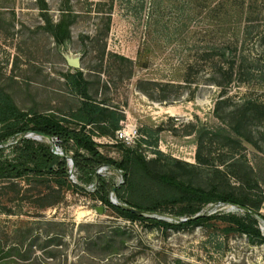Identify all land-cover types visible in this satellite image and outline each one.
I'll return each instance as SVG.
<instances>
[{
    "label": "rangeland",
    "instance_id": "374dc122",
    "mask_svg": "<svg viewBox=\"0 0 264 264\" xmlns=\"http://www.w3.org/2000/svg\"><path fill=\"white\" fill-rule=\"evenodd\" d=\"M45 2L54 22L62 10L73 17L71 37L63 45L44 30L36 0H0V87L19 108L68 116L80 98L70 92L64 75L80 70L93 97L124 116L112 137L93 136L103 155L119 161V146L134 148L154 170L205 189L219 184L242 196L249 189L239 170L247 163L263 184V153L248 144L227 152L217 139L211 142L208 130L222 124L216 109L223 92L233 100L264 101V88L256 83L234 82L221 89L209 81V60L220 46H230L236 55L264 58V0ZM67 57H78L80 69L69 67ZM201 128L205 149L198 160ZM47 143L59 149L54 140ZM222 155L225 165L218 162ZM203 158L209 163H201ZM99 174L116 185L122 182L118 170ZM79 184L81 189L61 190L62 200L55 206H48L55 193L39 185L19 182L23 193L13 200L0 187V209L11 212L0 213L2 264H264V242L226 234L220 221L179 229L129 221L92 196L94 183ZM39 192L48 197L40 199ZM176 210L144 216L169 223L184 220ZM245 212L233 204L210 203L199 215ZM260 214L264 216V202ZM258 228L264 236L263 219Z\"/></svg>",
    "mask_w": 264,
    "mask_h": 264
},
{
    "label": "trees",
    "instance_id": "16d2710c",
    "mask_svg": "<svg viewBox=\"0 0 264 264\" xmlns=\"http://www.w3.org/2000/svg\"><path fill=\"white\" fill-rule=\"evenodd\" d=\"M36 1L44 21V30L57 45H63L71 37L73 17L65 13L66 10H62L59 19L54 22L47 14L45 0ZM249 31L251 30L247 27L246 33L251 36ZM260 38L264 41V34ZM215 52L209 60L212 65L209 79L211 85L226 89L234 82L256 83L264 88V58L251 57L244 53L236 55L230 46H220ZM64 78L70 92L80 98V104L68 116L61 118L50 113L22 110L12 96L0 87V187L9 190L13 195L12 200L23 193L19 182L39 185L44 190L54 192V197L50 195L54 200L48 206H55L62 200L61 190H69L71 187L79 189V182L83 185L94 183L92 196L126 220H147L166 229L201 226L217 220L224 225L223 231L226 234H244L253 240L264 242V236L258 228L259 219L264 220V216L260 214L264 202V182L262 184L260 174L259 181L256 179L249 164L244 163L243 169L239 170V173L243 170L241 182L249 189L248 194L242 196L240 192L237 195L234 190H226L219 184L211 183L205 189L179 180L174 173L154 170L145 156L134 148L119 146V161L107 157L98 150L99 145L93 136L98 134L112 137L123 121V114L93 97L90 82L82 71L68 72ZM216 115L222 124L208 130L211 142L217 139L220 149L227 152L238 151L248 144L264 154V101L252 97L233 100L223 92L217 101ZM201 130L204 132L205 129L201 128L198 132V160L205 149ZM27 134H42L44 137L38 141L25 137ZM47 140L55 141L61 156L54 153L55 149ZM156 154L161 155L158 152ZM223 157L222 155L218 160L221 165L227 163ZM68 159L73 162V173L77 180L74 185L68 178ZM201 163L206 165L209 162L203 158ZM102 166L120 171L122 182L116 185L98 174L97 170ZM256 190L258 193L250 194ZM111 194L117 204L110 202ZM252 196L255 198H251ZM38 197L44 199L48 195L39 192ZM210 203L233 204L248 212L241 216L214 214L193 218ZM169 208H177L174 214L188 220L169 223L143 215ZM3 209L5 208L0 209V213H11L10 210ZM130 209L143 214L134 213ZM13 247L9 253L15 251L16 246ZM2 252L0 241V264L3 260Z\"/></svg>",
    "mask_w": 264,
    "mask_h": 264
},
{
    "label": "water",
    "instance_id": "95a60500",
    "mask_svg": "<svg viewBox=\"0 0 264 264\" xmlns=\"http://www.w3.org/2000/svg\"><path fill=\"white\" fill-rule=\"evenodd\" d=\"M66 61H67V64H68V66L69 67H71V68H73V69H80V59L78 58V57H74V58H71V57H67L66 58ZM42 137H44L42 134H38V135H36V137L34 138V139H36V140H40ZM55 154H57V155H62V153H55ZM68 162L71 164V166L73 167V162H72V160H68ZM114 190V189H113ZM111 203L112 204H117L116 203V200L115 199H111ZM132 212H134V213H137V214H143L142 212H140V211H138V210H134V209H130ZM144 215V214H143ZM197 216H199V214H197L196 216H194L193 218H195V217H197ZM192 218V219H193ZM186 220H188V219H184V220H182V221H186Z\"/></svg>",
    "mask_w": 264,
    "mask_h": 264
},
{
    "label": "built area",
    "instance_id": "2783aa9c",
    "mask_svg": "<svg viewBox=\"0 0 264 264\" xmlns=\"http://www.w3.org/2000/svg\"><path fill=\"white\" fill-rule=\"evenodd\" d=\"M54 153H61L60 151H59V149H55V151H54ZM68 165H69V175H70V177H72V178H75L74 177V174H73V167L71 166V164L68 162ZM108 170V168L106 167V166H102V167H100L99 168V170L97 171V173L99 172H102V171H107ZM98 173V174H99Z\"/></svg>",
    "mask_w": 264,
    "mask_h": 264
}]
</instances>
